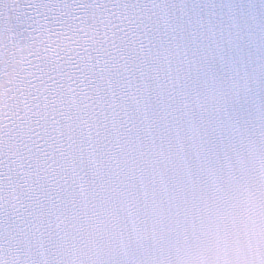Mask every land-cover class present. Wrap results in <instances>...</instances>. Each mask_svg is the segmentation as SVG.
Here are the masks:
<instances>
[{
  "label": "snow or ice",
  "instance_id": "obj_1",
  "mask_svg": "<svg viewBox=\"0 0 264 264\" xmlns=\"http://www.w3.org/2000/svg\"><path fill=\"white\" fill-rule=\"evenodd\" d=\"M0 264H264V0H0Z\"/></svg>",
  "mask_w": 264,
  "mask_h": 264
}]
</instances>
